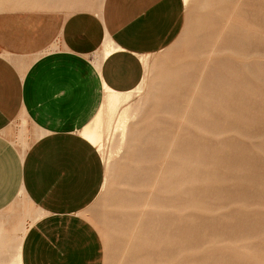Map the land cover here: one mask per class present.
I'll list each match as a JSON object with an SVG mask.
<instances>
[{
    "label": "rangeland",
    "instance_id": "374dc122",
    "mask_svg": "<svg viewBox=\"0 0 264 264\" xmlns=\"http://www.w3.org/2000/svg\"><path fill=\"white\" fill-rule=\"evenodd\" d=\"M238 1L183 0L181 31L171 44L146 59L139 89L127 92L128 97L111 117L103 108L100 123L94 122V117L84 130L104 164L102 186L86 212L102 239V264H264V0ZM213 41L221 50L217 48L209 56ZM206 60L209 72L203 73L202 81L216 84L210 97L215 102L221 100L215 106H206L209 112L205 116L198 115L199 120H205L199 126H195L199 122L181 123L188 127L181 147L186 156L183 173L190 178L180 193L170 190L159 195L151 191L150 182L160 162L150 161V144H144L141 134H133L137 140L131 135L137 125L134 122L155 106L160 111L155 117L165 119L173 132L183 109L182 100L192 94V85ZM166 109L174 114L165 115ZM124 110L127 116L122 118ZM141 124L145 125L138 126ZM17 135L25 139L23 126L15 138L19 143ZM24 143L28 144L27 139ZM184 194L195 203L182 207ZM161 196L165 202L162 213L153 214ZM19 198L11 208L16 213L8 209L0 212V225L15 219L14 227H8L0 242L5 264L13 263L22 238L16 220L29 224L38 217L29 202L21 195ZM120 202L125 207L120 208ZM136 214H141L144 222L140 228L143 233L134 225L139 218ZM127 242L128 249L122 254Z\"/></svg>",
    "mask_w": 264,
    "mask_h": 264
},
{
    "label": "crops",
    "instance_id": "0c3cea01",
    "mask_svg": "<svg viewBox=\"0 0 264 264\" xmlns=\"http://www.w3.org/2000/svg\"><path fill=\"white\" fill-rule=\"evenodd\" d=\"M183 20V0H0V212L16 213L21 195L38 215L16 220L21 264L103 263L86 212L104 164L84 130L107 92L140 84Z\"/></svg>",
    "mask_w": 264,
    "mask_h": 264
},
{
    "label": "bare ground",
    "instance_id": "6f19581e",
    "mask_svg": "<svg viewBox=\"0 0 264 264\" xmlns=\"http://www.w3.org/2000/svg\"><path fill=\"white\" fill-rule=\"evenodd\" d=\"M205 1V0H204ZM238 1V0H237ZM239 2V1H238ZM233 8V7H232ZM234 9V8H233ZM232 9V10H233ZM236 9V8H235ZM241 10L242 9H240V12H241ZM239 11V10H238ZM237 11V12H238ZM239 13V12H238ZM232 14H233V12H232ZM231 14V15H232ZM207 15V14H206ZM243 18V17H242ZM243 21V20H242ZM225 26H226V24H225ZM224 28H226V27H224ZM216 35V34H215ZM219 37V36H218ZM215 38H216V36H215ZM215 38H214V40H215ZM219 39V38H218ZM218 39H217V41H218ZM212 41V40H211ZM240 41V40H239ZM237 42H238V40H237ZM237 42H235V43H237ZM243 42V41H242ZM214 43V41L212 42V44ZM217 43V42H216ZM234 43V44H235ZM239 43V42H238ZM237 43V44H238ZM211 44V45H212ZM225 44V43H224ZM223 44V45H224ZM233 44V43H232ZM221 45H222V42H221ZM221 45H220V47H221ZM228 45H230L231 46V44H229V42H228ZM225 46H227V44L225 45ZM220 49L219 48V45H215V44H213V46H210V49H208V50H210V51H208L209 52V56H211L214 52H215V50L216 49ZM241 48V47H240ZM240 48H238L239 50H240ZM233 49H236V48H233ZM221 50V49H220ZM237 50V49H236ZM242 51V50H241ZM247 51V50H246ZM223 52H225V51H223ZM228 52V51H227ZM219 53V52H218ZM236 53V52H235ZM237 54V53H236ZM236 54H234L235 56H236ZM254 54V53H253ZM226 55V54H225ZM233 55V54H232ZM243 55V54H242ZM245 55V54H244ZM243 55V56H244ZM203 57V56H202ZM211 58V57H210ZM238 58V57H237ZM242 58V57H241ZM228 59V58H227ZM234 59V58H233ZM244 59V58H243ZM208 60V59H207ZM207 60L206 61H204V64H203V68L201 69V72H200V74H199V76H198V79H196L195 80V82L193 83V85H192V94H187L188 96H186L185 97V99L184 100H182L183 101V105H182V110H181V112H180V117H178L179 118V123L175 126V128H174V130H173V132H171L170 131V127H169V125H168V123L166 122V120L164 119V120H162V118L160 119V117H158V118H156L155 116L158 114V113H160V111H158V108L157 107H155V106H151V108H150V110L148 111V110H146V112L148 111V113H146V116H144V117H141V118H139L138 120H136V122H134V123H137V125L136 126H134L133 127V129H134V133L132 132L131 133V135H135V137L136 136H138V135H140L141 134V138L142 137H144L143 139L145 140V143L144 144H146V141L147 142H149V146H150V155H151V160L150 161H152V160H154V159H158L159 160V164H158V168L156 169L155 167V165L154 164H152L151 162H150V164L155 168V171H154V173H153V178H152V181L150 182V188H151V191H153L154 190V192H158V194L159 195H162V194H164V193H169V191L170 190H174V192L176 191V193L178 194V193H180V191H183V190H181L182 188H183V186L187 183V181L189 180V178H190V176H187L185 173H183L184 171H185V161H186V156H185V150L183 149V147H181L182 146V141H181V139L183 138V136L185 135V133L188 131V127L186 126V127H182V126H180L181 125V123H188V124H194V123H197V122H199L197 125H195V126H199L203 121H205L203 118V120H199L198 118H199V116H200V114L202 113V115H206V113H208L209 111L208 110H206V106H208V105H214L215 106V104H218L219 103V99L215 102L214 101V99L212 100L211 99V97H210V94H212V90H215V87H216V84H213L212 82L209 84V83H207L205 80H204V83H203V81H202V76H203V73L204 72H209V70L207 69ZM224 60H226V59H224ZM241 60V59H240ZM211 61V60H210ZM209 61V62H210ZM221 61V60H220ZM224 62V61H223ZM222 62V63H223ZM226 62H228V61H226ZM214 63V62H213ZM208 64H210V63H208ZM224 65H226V63L224 64ZM202 67V66H201ZM200 67V68H201ZM225 67V66H224ZM199 68V69H200ZM208 68H209V66H208ZM215 68H216V66H215ZM212 70V69H211ZM232 71V70H231ZM212 72H214L213 70H212ZM232 73H233V71H232ZM237 73V72H236ZM219 74V73H218ZM216 75V74H215ZM234 76V75H233ZM210 82V81H209ZM229 82V81H228ZM215 83V82H214ZM219 87V86H218ZM217 87V88H218ZM226 87V86H225ZM191 88V87H190ZM214 88V89H213ZM219 88H221V87H219ZM135 89H139V87H136ZM134 89V90H135ZM223 89V88H222ZM198 91V92H197ZM198 93V94H195V93ZM128 97V95H127V93H119V92H114V91H109L108 93H107V95H106V98H105V102H104V105H103V107H102V109L100 110V112L97 114V116L95 117V119H94V122H99L100 123V121H101V119H102V114H103V112H104V110H103V108L104 109H106L107 111H108V113H109V115H110V117L112 116V114L115 112V110H116V108L120 105V104H122V102H124L125 100H126V98ZM208 98V99H207ZM216 98V97H215ZM206 99L208 100V101H206ZM210 99V100H209ZM221 100V99H220ZM144 103V102H143ZM146 103V102H145ZM139 105V104H138ZM141 106V105H140ZM140 106H137V108H139ZM218 106V105H217ZM191 108H192V110H194V111H192L193 113H194V115L193 114H191ZM135 109V108H134ZM160 110V109H159ZM164 111V110H163ZM107 113V114H108ZM163 113H165V115L166 114H168V113H170V114H174V112L173 111H171V109H166ZM195 114H197V115H195ZM188 115H190V116H188ZM199 115V116H198ZM127 116V113H126V111L124 110L123 112H122V114H121V117L122 118H125ZM138 116H140V114H138ZM137 116V117H138ZM142 116V115H141ZM209 117V116H208ZM125 122V121H124ZM133 123V124H134ZM140 123H145V125H142V127H140V126H138ZM174 125V124H173ZM198 128V127H197ZM187 130V131H186ZM95 133V132H94ZM137 134V135H136ZM142 134H143V136H142ZM216 134V133H215ZM134 135H133V137H134ZM132 137V136H131ZM134 137V138H135ZM140 138V139H141ZM136 139V138H135ZM131 140H132V138H131ZM137 140V139H136ZM142 140H140V142H141ZM136 142V141H135ZM137 144H139V141L138 142H136ZM136 143H134V144H136ZM186 143V142H185ZM148 144V143H147ZM184 144V143H183ZM132 145V144H131ZM143 145V144H142ZM138 146V145H137ZM141 146V145H140ZM139 146V147H140ZM187 146V145H186ZM186 148V147H185ZM148 149V150H149ZM143 153V152H142ZM125 155H126V153H124ZM186 155H188L187 153H186ZM131 156H132V152H131ZM122 157H124V156H122ZM140 157H142V156H140ZM144 157V156H143ZM190 157V156H189ZM188 157V158H189ZM129 158H130V156H129ZM171 158H172V160H173V163H171ZM122 159H124V158H122ZM136 159V158H135ZM149 159V158H148ZM132 160V159H131ZM138 160V159H137ZM192 160V159H191ZM125 161H126V159H125ZM155 161V160H154ZM132 162V161H131ZM157 163V162H156ZM213 163V162H212ZM124 164V163H123ZM122 164V161H121V166L123 165ZM150 165V166H151ZM119 166V165H118ZM138 166H140V165H138ZM142 166V165H141ZM147 166V165H146ZM145 166V167H146ZM149 166V165H148ZM123 167V166H122ZM137 167V166H136ZM144 167V166H143ZM118 168V167H117ZM152 167H150V169H151ZM120 169V168H119ZM134 169V168H133ZM140 169V168H139ZM121 170V169H120ZM194 170V169H193ZM143 171V170H142ZM152 171V172H153ZM195 171V170H194ZM118 172V171H117ZM150 172H151V170H150ZM151 172V173H152ZM179 172V173H178ZM139 173V172H138ZM178 173V174H177ZM192 173V172H191ZM194 173V172H193ZM150 174V173H149ZM124 175V174H123ZM195 176H196V174H194ZM209 176V175H208ZM124 177V176H123ZM151 177H152V175H151ZM198 177H200V175H198ZM206 178V177H205ZM194 181V180H193ZM201 181V180H200ZM117 183V182H116ZM123 184H125V182L123 183ZM127 184V183H126ZM117 192V191H116ZM149 192V191H148ZM188 192H190V190L188 191ZM188 192H185V193H188ZM114 193H115V191L113 192V195H114ZM150 193V192H149ZM146 194V193H145ZM148 194V193H147ZM152 194V193H151ZM148 195H150V194H148ZM156 195V194H155ZM185 195V197H183L184 199V201H183V203H182V207H184V206H186V203H190L191 205H192V203H195V200H190V199H188V196L186 195V194H184ZM117 196H119V195H117ZM142 196V195H141ZM120 197V196H119ZM153 197V196H152ZM112 198V197H111ZM121 198V197H120ZM177 198V197H176ZM114 199V198H113ZM123 199V198H122ZM144 199H146V198H144ZM161 199H162V196H161V198H160V201H158V202H156L155 203V207H154V209H156V208H158V210H156V213H153V211H152V213L153 214H159V213H162V211L160 210V208L161 209H163V204L165 203L164 202V199L161 201ZM197 199V198H196ZM149 200H151V199H148V201ZM181 200V199H180ZM186 200H188V201H186ZM112 201V200H111ZM146 201H147V199H146ZM182 201V200H181ZM113 202V201H112ZM118 202V201H117ZM143 202H145V200L143 201ZM164 202V203H163ZM153 203V202H152ZM143 204V203H142ZM146 204H148L147 202H146ZM146 204H144V205H146ZM151 204V203H150ZM113 205L116 207V205L114 204V202H113ZM119 205H121L120 206V208H123V207H125V205L123 204V203H119L118 204V206ZM176 205L178 206V208H180V204H179V200H177V202H176ZM141 206H143V205H141ZM147 206V205H146ZM154 206V205H153ZM209 206V205H208ZM145 207V206H144ZM142 212H143V209L141 210ZM145 212V211H144ZM155 212V211H154ZM151 213V214H152ZM151 214H150V216H151ZM152 214V215H153ZM157 214V215H158ZM137 215V214H136ZM144 215V214H143ZM142 215V216H143ZM156 215V216H157ZM137 216H139V218L137 219H135L134 221V225H135V227L138 225V229L136 228V230H139V232H141V233H143L142 231V229H140V228H143L141 225H143V220L141 219L142 217H141V214H139V215H137ZM150 218H152V216L150 217ZM175 218H177V217H175ZM155 219V218H154ZM182 219V218H181ZM123 220V219H122ZM174 220V219H173ZM150 221V220H149ZM176 221H178V220H176ZM148 222V221H147ZM146 222V223H147ZM172 222H174V221H172ZM171 222V223H172ZM142 223V224H141ZM145 223V224H146ZM152 223H154V221L152 220ZM151 223V224H152ZM175 223V222H174ZM177 223V222H176ZM128 224V223H127ZM112 225V224H111ZM111 225H110V227H111ZM122 225V224H121ZM121 225L118 227V231L119 230H121ZM129 225H133V224H129ZM123 226V225H122ZM126 226V225H125ZM141 226V227H140ZM149 226V225H148ZM169 226H171V225H169ZM113 227V226H112ZM115 227V226H114ZM134 227V228H135ZM150 227V226H149ZM164 227V226H163ZM124 228L125 227H123V231H124ZM128 228V227H127ZM130 228V227H129ZM133 228V226H132V229H134ZM117 229V228H116ZM146 229H147V227H146ZM150 229H152V228H150ZM149 229V230H150ZM22 231V234H23V232H24V230H25V228H24V226H22V227H18L17 228V231ZM148 230V231H149ZM145 231V230H144ZM152 232H155L154 230L152 231ZM175 232H177V231H175ZM174 232V233H175ZM5 233V230L3 229V228H1L0 227V242H2L3 240H2V236H3V234ZM141 233H140V235H141ZM145 233V232H144ZM146 233H148L147 231H146ZM151 233V232H150ZM150 233H149V235H150ZM178 233V232H177ZM18 234H21V233H18ZM138 234V233H137ZM152 234V233H151ZM163 234H164V232H163ZM176 234V233H175ZM140 235H138V237H141ZM147 234H145V236H146ZM167 235H169V233H167ZM173 235V234H172ZM18 236V235H17ZM145 236H142V240H143V237H145ZM148 236V235H147ZM147 236H146V238H147ZM180 236V235H179ZM4 237V236H3ZM149 237V236H148ZM170 237V236H169ZM173 237H175V235L173 236ZM172 237V238H173ZM164 239V238H163ZM162 239V240H163ZM22 240V239H21ZM135 240V239H134ZM141 240V239H140ZM153 240V239H152ZM162 240H160V241H162ZM173 240V239H172ZM170 241V240H169ZM126 242V241H125ZM143 242V241H142ZM3 243V242H2ZM20 244V243H19ZM18 244V245H19ZM17 245V246H18ZM140 245V244H139ZM1 247H2V245H1ZM179 247V246H178ZM178 247H177V249H178ZM127 249H128V242L123 246V248H122V250H121V252H122V254L123 253H125L126 251H127ZM182 249V248H181ZM0 250H1V248H0ZM20 245H19V249H18V252H17V254H16V256H15V259H13V263L12 264H21V262H20ZM170 250H171V247H170ZM2 251V250H1ZM4 252V251H3ZM3 252H0V264H5V263H3V261H2V258L4 257L1 253H3ZM144 253H146V251L144 252ZM161 253V252H160ZM4 254H5V252H4ZM173 254V253H172ZM122 256L123 255H121L120 256V259H122ZM143 256V255H142ZM169 256V255H168ZM14 257V256H13ZM11 259H12V257H11ZM10 259V260H11ZM9 260V261H10ZM128 260V259H127ZM121 261V260H120ZM8 262V261H7ZM7 264V263H6ZM119 264V263H118Z\"/></svg>",
    "mask_w": 264,
    "mask_h": 264
}]
</instances>
